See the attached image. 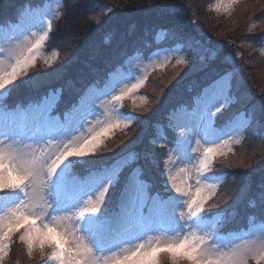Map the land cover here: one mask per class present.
Segmentation results:
<instances>
[{
    "label": "snow or ice",
    "instance_id": "1",
    "mask_svg": "<svg viewBox=\"0 0 264 264\" xmlns=\"http://www.w3.org/2000/svg\"><path fill=\"white\" fill-rule=\"evenodd\" d=\"M237 2L217 3L216 11ZM57 9L29 4L18 9L15 21L0 23L14 30L0 47V264L12 252L17 232L29 259L38 253L43 264H264V182L253 192L252 176L245 174L228 208H206L218 190L209 175L214 159L233 151L230 138L259 130L264 142V99H242L220 50L193 43L173 27L153 37L156 44L170 37L171 47L147 53L142 45L134 47L75 89V98L63 107L61 88L27 105H9L22 87L39 89L52 75L29 76V70L40 59L51 67L59 58V52L45 54L64 5ZM172 53L178 56L175 64L188 72L212 69L214 74L205 73V82L190 88L188 99L169 112L170 140L157 125V138L143 152L109 163L98 155L105 140L137 119L120 111L123 102L127 98L137 106L134 93L150 71L171 63ZM145 59L149 67L143 66ZM225 113L230 114L219 119ZM153 145L166 148L163 161L156 159ZM245 197L251 212L244 228L222 234Z\"/></svg>",
    "mask_w": 264,
    "mask_h": 264
},
{
    "label": "trees",
    "instance_id": "2",
    "mask_svg": "<svg viewBox=\"0 0 264 264\" xmlns=\"http://www.w3.org/2000/svg\"><path fill=\"white\" fill-rule=\"evenodd\" d=\"M46 1L50 0H0V23L16 20L18 9L25 5L31 4L33 7H37ZM212 1L95 0L98 4V8H96L90 4V0H64L63 16L54 21L53 32L50 34L52 43L59 50H57L59 58L51 67L46 65L43 59H40L36 62L35 67L29 70V76L35 73H52V75L44 79L39 89L22 87L14 93L17 98L12 103L25 105L49 89L61 88L63 89L61 107H63L65 103H70L75 98V89L83 87L94 76L102 74L112 63L122 59L125 53L131 52L134 47L142 45L146 53L149 49L151 52L156 48L171 47L173 42L170 37L167 39L163 37L162 41H165L166 44L159 46L154 43L153 37L160 29H172L173 27L191 37L193 43L199 40L205 46L220 50L222 60L234 70L236 77L234 83L238 87V94L242 99L250 100L253 103L264 99V83H262L264 61L260 57L257 59L258 55L256 54L264 47L261 43L264 41V0L258 2L252 13L245 12V16L241 20H236L237 15L234 14L233 19L236 21H232L231 26L226 31H222V37L217 33V26L210 23L217 20L209 14L210 12H206V8ZM246 1L241 0L236 3L229 16ZM238 15L240 16L239 13ZM218 17L224 18L223 16ZM194 18L197 20L196 23ZM202 33L204 35H201ZM208 38L212 39L207 44ZM245 44L246 46L248 44L255 46L257 51L252 52L247 47L242 50L241 46ZM239 50L243 54V59L240 61L233 59ZM239 65L242 68H239ZM60 67H63L62 72L53 71ZM172 67L171 65L163 71L157 69L151 73L149 84L143 90V92H149L147 95L150 99L149 107L145 111L135 109L130 104L128 109H125L123 105L121 111L137 119L132 127L115 130L114 134L105 140L106 147H103L98 155L106 157L110 163L121 155L143 152L149 141L155 138L157 125L164 126L165 134L169 135L170 130L167 128L169 112L188 99L190 88L194 89L197 85L205 82V73L214 74L212 69H205L203 72L199 70L188 72L186 67L180 72H172ZM185 73L188 75L185 76ZM69 81H71V86H69ZM228 115L224 114L220 119L223 120ZM245 135L246 138L255 140V143L248 147L249 153L245 155L248 158L247 162L243 161L244 164L229 168L227 163L231 155L229 154L225 158L219 157L216 165L213 166V171L224 167V172L229 173L228 178L231 182L229 184H232V187L227 192L234 190L233 184H236L239 190L244 183L242 176L245 174L252 176L253 192L258 191L257 185L264 182V142L259 138L260 131ZM164 151V147L152 146V152L159 161H162ZM161 167H163L162 163ZM154 175L159 183L158 172H155ZM251 194L249 193L248 196L250 197ZM216 198L214 197L206 205L208 210L216 212L228 208L230 205L226 203L225 205L228 206L211 207ZM235 210L234 219L222 234H227L231 229L244 228L245 218L251 212V208L248 206V197L239 200L235 205ZM19 237L20 233L14 235L12 252L4 264H40L43 262L38 253L29 259L25 245L20 242ZM249 264H255V262L250 260Z\"/></svg>",
    "mask_w": 264,
    "mask_h": 264
},
{
    "label": "rangeland",
    "instance_id": "3",
    "mask_svg": "<svg viewBox=\"0 0 264 264\" xmlns=\"http://www.w3.org/2000/svg\"><path fill=\"white\" fill-rule=\"evenodd\" d=\"M241 0H238V2H240ZM259 1H261V0H247L243 5H241V6H238L237 7V9L235 10V13H232V15L231 16H229V14L231 13V11L232 10H234L233 8H234V6H235V4H233L230 8H228V10L226 11L225 10V8H221V10L218 12V11H216V5H217V3H223L225 6H227L229 3H230V0H213L212 1V3L211 4H209L208 5V8H206L207 9V13H209L214 19H216L217 21H215L214 19V21H211L210 23L211 24H213V25H215V26H217L216 28H218V31H217V33H218V35H220V37H222V31H226V29L229 27V26H231V24H232V21H236V20H241V19H243V17L245 16L244 15V13L245 12H253L254 10H255V8L257 7V5H258V2ZM94 2V3H93ZM237 2V3H238ZM58 3L59 4H63L62 3V0H52V1H48V2H46V3H44V4H42L40 7H50V8H52V9H57V5H58ZM90 4H92V6H94V7H96V8H98V4H97V2H95V0H90ZM240 5V4H239ZM105 9H107V7H104ZM58 10V9H57ZM64 10H65V8H64ZM104 10V9H103ZM212 11V12H211ZM64 13V12H63ZM215 14V15H213V14ZM238 13L240 14V16L238 15ZM234 14H236L237 15V18H236V20L235 19H233L234 17H235V15ZM63 16V15H62ZM218 16H223L224 18H226V19H224V18H221V17H218ZM194 21H195V23L197 22V20H196V18H194ZM219 25V26H218ZM220 32H221V34H220ZM14 34V30L13 29H11V28H7V29H4L3 31H0V47H2V46H4V44L8 41V40H10L11 39V36ZM203 34V33H202ZM204 35V34H203ZM212 39V38H211ZM211 39H207L206 41H207V44L208 43H210L211 42ZM161 40H163V37H161ZM213 40H215V39H213ZM216 41H219V40H216ZM162 44H166V42L165 41H163L162 43H160V44H157V46H159V45H162ZM156 46V47H157ZM246 47L247 48H250L251 50H252V52L253 51H257V48L255 47V46H253V45H251V44H248L247 46H246V44L245 45H242L241 46V48H243L242 50H245L246 49ZM163 48H166V47H163ZM58 50V48H57V46L55 45V44H53L52 43V41H51V37L49 38V41L47 42V46H46V49H45V54L48 56V57H51V55H52V53L55 51V52H58L57 51ZM150 50L151 49H149V51H147V52H150ZM182 54V53H181ZM252 54H254V53H252ZM257 55H258V58L257 59H259V57H260V59H262L263 61H264V48L262 47L259 51H257V53H256ZM171 56H172V59H171V63H169L168 65H167V67L168 66H173L172 68V72H180V71H182V70H184L185 69V67L184 66H179V65H176L175 64V61H176V59L178 58V56H177V54L176 53H172L171 54ZM0 57H2V54H0ZM161 59H163L162 57H161ZM233 59H238L239 61H240V59H243V54H242V51L241 50H239V52H238V54L236 55V57L235 58H233ZM244 61H245V57H244ZM242 63V62H241ZM236 64V63H235ZM143 66L144 67H149L150 65H149V61L147 60V59H145L144 61H143ZM239 68H242L240 65H239ZM158 69V68H157ZM156 69V70H157ZM165 69V68H164ZM153 71H150L149 72V75H148V80L146 81V83L144 84V86L142 87V88H140V89H138L137 90V92L136 93H134V97L137 99V106H135V109H140V110H143V111H145L148 107H149V102H150V99H149V96L147 95V93H149L148 91H147V93L146 92H143V90L144 89H146V87L148 86V84H149V77H150V75H151V73H152ZM262 83H264V78H263V82ZM141 97H144V98H147V102L146 103H144L143 101H141ZM17 98V95H15V94H13L10 98H9V100L7 101V103L9 104V105H17L16 103H12L15 99ZM16 102V101H15ZM131 105V107H132V105H133V103H132V100H130V99H125V101L123 102V105H124V108L125 109H128V105ZM123 109V107L120 109V111ZM122 112V111H121ZM226 115H228L229 113H225ZM130 115V114H129ZM130 116H132V115H130ZM133 117V116H132ZM219 119H220V117H219ZM135 122V121H134ZM134 122H132L131 124H130V127H132V125H133V123ZM168 123V122H167ZM170 130V129H169ZM111 135V134H110ZM163 135H166L165 134V132H163ZM172 135H173V133L171 132V130H170V134L169 135H166L167 137H168V139L170 140L171 139V137H172ZM246 135H244L243 137H240V136H235V137H232V138H230L231 139V142H230V147L232 148V152H229L228 154H227V156L229 155V154H231L230 156H229V159L227 160V163H228V165H229V168H233V167H235V166H237V165H241V163H243V161H246L247 162V160H248V158L247 157H245V155L247 154V153H249V151H248V147L250 146V145H252L253 143H255V140L253 139V138H246L245 137ZM155 138H157V132H156V134H155ZM160 143L161 144H164L165 143V141H164V139L163 138H161L160 139ZM156 146V145H155ZM168 146H170V145H168ZM205 146H210V145H205ZM156 148H158V147H156ZM164 150L166 151V148L164 147ZM164 151V152H165ZM237 151H239L238 153H237ZM195 154H197V153H194V155ZM219 157H224L225 158V156H220V155H217L216 157H215V159H214V163H213V166L214 165H216V161H217V159L219 158ZM245 158V159H244ZM163 159H165V157L163 156V154H162V161H163ZM244 164V163H243ZM222 166H224V165H222ZM173 167V172H174V174L175 173H178L179 172V168H177V167H175L174 165L172 166ZM227 168V167H226ZM223 173H226V172H224V167H222L221 169H217V171H213V173L212 174H209L210 175V178L212 179V180H214V181H216L217 183H218V190H217V194H216V196L215 197H217L216 198V200L214 201V204L215 205H217V206H228V205H225L226 203H228V204H232V201H233V197L235 196H237V193H238V188H237V186H236V184H233L234 185V190L233 191H231V192H227V190L228 189H230L231 187H232V184L230 185L229 183H231L230 182V179L228 178V176L225 178L224 176H223ZM219 177V179H217ZM178 179H179V177H178ZM191 183L193 184V186L195 185V174L193 173L192 174V180H191ZM239 185V184H238ZM239 187V186H238ZM214 198V197H213ZM233 198V199H232ZM219 209H221L220 207H219ZM21 231H22V229H21ZM17 233H20V232H17ZM25 247V246H24ZM5 262V261H4ZM40 264H43V262H41Z\"/></svg>",
    "mask_w": 264,
    "mask_h": 264
}]
</instances>
